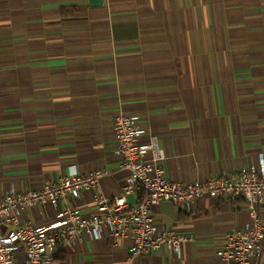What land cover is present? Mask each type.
I'll return each mask as SVG.
<instances>
[{
	"label": "crops",
	"instance_id": "crops-1",
	"mask_svg": "<svg viewBox=\"0 0 264 264\" xmlns=\"http://www.w3.org/2000/svg\"><path fill=\"white\" fill-rule=\"evenodd\" d=\"M118 114L137 117L139 145L155 138L171 182L264 165V0H0V199L104 172L78 198L19 210L20 225L43 231L64 208L89 217L97 197L122 195ZM125 201L133 207L134 195ZM150 216L156 231L187 240L178 256L161 246L132 264H227L215 252L250 226L242 198L160 202ZM124 234L83 231L42 264L123 263ZM14 264H24L20 246ZM249 264H264V239Z\"/></svg>",
	"mask_w": 264,
	"mask_h": 264
},
{
	"label": "built area",
	"instance_id": "built-area-1",
	"mask_svg": "<svg viewBox=\"0 0 264 264\" xmlns=\"http://www.w3.org/2000/svg\"><path fill=\"white\" fill-rule=\"evenodd\" d=\"M144 130L137 127V117L118 114L113 120L114 141L121 159V168L128 172L122 195L116 198L99 196L94 201L95 212L83 217L73 208H64L55 223L43 231L29 223L20 225L19 210L38 205L55 206L67 197L78 198L82 191L93 190L104 175L95 170L86 175L70 174L54 183H47L37 191L10 192L0 199V225L13 226L0 232V264H14V251L22 247L24 264H42L47 250L58 244H68L85 231L97 237L106 228L115 240L128 230L131 243L127 259L120 264H132L133 258L157 250L161 246L178 256L186 237L170 232L156 231L150 209L160 202L176 207L191 204L198 198H242L246 204L250 226L227 237L216 257L227 264H249V258L258 255L264 239V216L259 214L264 205V165L248 166L241 172L220 178L193 180L184 184L165 178L160 166L165 155L154 137L148 145H139L137 139ZM150 154L145 160L146 153ZM134 195L135 205L128 207L125 197Z\"/></svg>",
	"mask_w": 264,
	"mask_h": 264
},
{
	"label": "water",
	"instance_id": "water-1",
	"mask_svg": "<svg viewBox=\"0 0 264 264\" xmlns=\"http://www.w3.org/2000/svg\"><path fill=\"white\" fill-rule=\"evenodd\" d=\"M88 3L90 6H100L102 3V0H88Z\"/></svg>",
	"mask_w": 264,
	"mask_h": 264
}]
</instances>
